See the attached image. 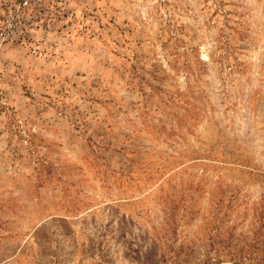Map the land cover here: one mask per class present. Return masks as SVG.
Here are the masks:
<instances>
[{"label": "rangeland", "instance_id": "obj_1", "mask_svg": "<svg viewBox=\"0 0 264 264\" xmlns=\"http://www.w3.org/2000/svg\"><path fill=\"white\" fill-rule=\"evenodd\" d=\"M200 260L264 264V0H0V264Z\"/></svg>", "mask_w": 264, "mask_h": 264}, {"label": "trees", "instance_id": "obj_2", "mask_svg": "<svg viewBox=\"0 0 264 264\" xmlns=\"http://www.w3.org/2000/svg\"><path fill=\"white\" fill-rule=\"evenodd\" d=\"M198 261V260H197ZM202 261L203 264H209V260H200V262Z\"/></svg>", "mask_w": 264, "mask_h": 264}]
</instances>
